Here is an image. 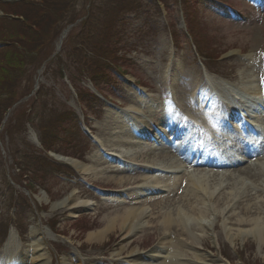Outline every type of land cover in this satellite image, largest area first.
I'll use <instances>...</instances> for the list:
<instances>
[{
	"label": "rangeland",
	"instance_id": "374dc122",
	"mask_svg": "<svg viewBox=\"0 0 264 264\" xmlns=\"http://www.w3.org/2000/svg\"><path fill=\"white\" fill-rule=\"evenodd\" d=\"M66 1L62 8L68 10L69 15L57 18L61 28L59 32L58 29L55 31L54 36L49 37L50 41L54 39L53 44L48 42V37L45 38L40 60L34 56H24L15 62L11 58V64L17 63L15 67L23 70L17 76L12 69V83L13 80L15 83L19 82L17 90L20 92L27 93L32 88V92L36 94L32 99L23 98L6 111L0 105V111L4 110L0 128V255L11 236L15 246H18L19 256L27 264H118L133 261L132 258L139 253H144L142 257L155 258L156 264H159L163 258L160 261L158 258H166L169 254V250L164 253V248L171 246L169 243H162L169 242L176 236L171 232L163 235L158 221L146 223L129 237L122 234L120 229L110 232L101 241L89 240L88 236L104 227L102 220L110 213L127 206H142L150 212L154 210L160 197L174 202L178 198V189H169L168 193L160 192L149 197L141 194L136 203L128 200L131 197L128 196L130 192H124L118 197L119 202L110 204L102 197H106V193H111L110 191L126 189L129 186L127 183L119 184L112 179L94 178L62 158L90 164L93 161L91 158L97 156L95 160H99L102 165L114 170L119 168L116 163L110 164L100 152L101 148L110 151L100 138L108 140V123L113 134L118 130L117 124L111 120L119 116L118 120L122 121V114L129 113L133 103H142L139 100L142 94L150 102L153 99L160 101L159 95L166 93L169 88L173 89L176 98L185 105L183 109L196 116L203 108L191 103L190 97L197 94L196 89L200 85L212 86V78L237 82L245 76L247 81L249 78L243 70L250 72L251 69L256 77L258 75L257 79L264 82V71L260 72V68L264 66L261 58L264 55V0L252 3V0H182V4L180 0L179 3L178 0H164V4L157 0H145V4L136 0L137 14H123L117 21L119 27L126 24L124 40L119 38L111 43L119 49L117 44L123 42L120 45L121 56L116 62L118 64L124 59V71L120 72L124 76L110 69L107 72L101 70L95 61H88L87 66L77 61L72 67L61 68V65L67 64L66 51L74 48L72 37L79 29L83 15L88 11L92 12L95 15L94 23L103 27L104 19L107 18L105 15L112 16L108 7L110 3L113 4L111 0ZM8 2H14L13 7L10 6L11 3L7 5L10 7L3 5ZM18 3L19 0H0V38L22 35L17 23L2 21L6 20L5 13L8 8L9 11L13 8L18 14L24 12L27 7H22L21 4L17 6ZM186 4L191 5L190 9ZM229 10L235 12L239 19L227 18L226 12ZM188 15L191 20H184ZM187 29L193 39L187 35ZM0 45L6 44L3 42ZM230 51H238L240 54L228 56ZM18 53L10 52L5 56H19ZM55 53L58 59L49 61L51 56L48 55ZM249 53L253 60L247 58L246 54ZM1 60L2 57L0 65ZM61 70L64 71L60 72ZM92 74L97 75L92 78ZM4 75L5 70L0 69V84L3 85L4 80L1 79ZM93 81L105 88L100 93L107 101L100 97L95 100L90 95L97 94L92 87ZM208 98L210 99V95ZM108 101L114 103V106L108 105ZM187 101L189 105H186ZM62 106L65 109L70 108L77 115L80 123L78 126L82 127L83 133H77L76 127L67 134L61 131L51 145L56 152L51 151L48 154L54 162L50 166L45 163L48 158L42 152L38 127L44 126L48 119L54 120L53 110L57 113ZM29 107L45 111L44 115L49 118L34 115L33 121L24 118L20 120L21 116H26L23 113ZM49 109L52 111L47 113ZM146 118L154 121L156 117L149 112ZM191 129L195 128L188 130ZM171 135L176 136L178 144L182 133L176 135L173 132ZM171 138L166 137L162 141L173 146ZM16 161L22 165L21 169L24 168V176L18 174L20 169H15ZM233 169L228 168L223 174L228 175L244 167ZM201 170L209 174L216 172L203 168ZM125 175L133 179L139 178L134 170L125 172ZM178 186L180 187V183ZM227 186L225 183L224 190ZM150 190L153 191L151 188ZM71 193L80 200L87 201V204L73 210L61 207L59 203ZM120 199H123V203ZM220 233L217 225L210 234L202 236L201 246L195 249L187 245L179 246V258L198 264H264V240L258 241L252 236L225 238ZM34 239L40 243L39 253L42 254L36 263L31 256L36 250ZM122 247V252L118 254ZM161 247V250H157ZM28 248L31 250L30 255L27 254ZM132 250L135 253L130 254Z\"/></svg>",
	"mask_w": 264,
	"mask_h": 264
},
{
	"label": "bare ground",
	"instance_id": "6f19581e",
	"mask_svg": "<svg viewBox=\"0 0 264 264\" xmlns=\"http://www.w3.org/2000/svg\"><path fill=\"white\" fill-rule=\"evenodd\" d=\"M233 54L239 55V52L235 53V51H230L227 53V55ZM246 56H248L247 58L249 60L253 57L250 53L246 54ZM262 58L264 60V56H262ZM261 71H264V66L260 68V72ZM243 72L249 78L247 81L245 80V76L237 82L212 78V86L200 85L197 87V90L201 92V90L204 89L202 92L206 93V95L214 92L213 95L215 96H225L228 93L248 96L256 99L252 104L262 106V104H264V82L261 83V81L257 79L258 76L256 77V74L253 73L251 69L250 72H247L245 69ZM171 81L172 78L170 79V82ZM139 97L142 103H133V105L130 106L131 114H122V121L118 120L120 118L119 116L111 120L113 123L117 124L118 130L114 134L111 132L109 123L107 124L109 138L107 141L100 138L101 142L104 143L103 145L108 147L115 156L126 158L133 163L143 162L152 167L180 169L182 167V162L173 158L165 147L162 146V150H159V153L156 154L150 151L152 150L155 152L157 147L154 148L151 147L152 145L145 143H133L131 131L135 128L144 126V123H146L138 118L140 115H137V113L151 110L150 104L147 103L148 101L142 96ZM205 98V96L197 95V102L200 106H203ZM173 99L176 102L170 101L166 103V110L171 111L175 107L180 106L175 96H173ZM166 105H168V107ZM208 110H210L211 113H208L203 119L194 117V119L202 124L195 133H207L212 128L211 126L213 123H215V125L218 122L224 123L223 119L218 118L220 114L213 113V107H208ZM142 118L145 119L144 116H142ZM157 118L166 120L164 115L158 116ZM252 118L254 123H257L256 125L263 130L262 135L259 131L252 133L246 129L253 134L248 133V137L257 145L258 139L256 140L254 135L264 141V117L262 113H256L251 119ZM129 125L131 126L130 130L128 129ZM223 130L228 129L224 128ZM242 130H244V128ZM134 148L139 149L137 150ZM196 149L197 145L195 144L188 147V154L197 152ZM262 149L264 151V146H262ZM231 151L236 153L234 148H232ZM251 152H253V150L249 151V153ZM227 153V151L220 152L219 156H224ZM207 154L208 151L204 150L203 160L209 158ZM96 157L97 156L91 158L93 161L90 164H83L73 159L62 160L72 164L76 169L90 174L94 178L112 179L119 184L125 182L127 185L133 186L134 189L129 190V192L133 196L131 199L135 201L138 200V195L141 192L144 193L149 187L173 188L174 190L178 182L181 183V186L177 192L178 198H176L174 202H168L165 200L167 198L160 197L157 199L158 202L154 205V210L150 212L147 208L142 206H127L124 209H119L110 213L102 220L104 227L91 232L88 236L89 240L101 241L107 234L115 229H120L122 234L129 237L140 227L145 226L146 223H152L153 220L158 221L162 228L163 235L171 232L176 236L175 239L173 238L169 242L162 243H170L172 248L169 247V255L159 264H198L195 261H184L182 258H179L181 256L179 255L180 252L178 250L180 249L178 247L187 245L195 249L201 246L203 237L210 234L217 225H219L220 234L225 238H236L238 236H243L245 238L247 236H252L258 239V241L264 240V157L255 159L254 164L250 163L251 165L249 164L243 170L231 172L228 175L223 173L209 174L205 171L193 170L187 171L181 178H173L160 175L154 170L146 167L145 171L148 173H142L139 178L136 179L125 175V172H127L125 168L114 170L112 167L109 168L108 166L102 165L99 160H95ZM112 174L113 176H108ZM225 183H227L228 186L224 190ZM257 189L259 191H255ZM252 190L254 192H252ZM109 196L113 198L117 195ZM85 204H87V201L80 200L79 197L75 196L73 193L67 195L65 199L59 203L61 207L68 210L76 209ZM149 218L151 220L147 221ZM165 239L167 238L165 237ZM33 242L34 248L36 249L33 253H36V255L33 254L32 257H34L33 259L36 263L42 254L39 253L41 250L40 243L36 239H34ZM9 247L12 246L10 245ZM122 250L123 247L119 250L118 254H120ZM129 253L133 254L135 250ZM132 259L134 264H155V262H148L149 260L152 261L151 259H144L140 255H136ZM37 264H45V262ZM118 264L122 263L119 262Z\"/></svg>",
	"mask_w": 264,
	"mask_h": 264
},
{
	"label": "trees",
	"instance_id": "16d2710c",
	"mask_svg": "<svg viewBox=\"0 0 264 264\" xmlns=\"http://www.w3.org/2000/svg\"><path fill=\"white\" fill-rule=\"evenodd\" d=\"M33 2L22 1V7H27L24 12L21 14L16 13L14 10V14L21 17L20 19L15 20L14 22L17 23L22 31V35L19 37L9 36L6 38H14L13 46H9L5 53L1 55V65L0 69L5 70V75L1 79L4 83L0 84V105L5 108V111L15 103H17L21 98L27 96L28 93L20 92L17 90L18 81L15 83L13 80L12 83V76L10 72L13 74L15 73L17 76L18 74L22 73L20 68L15 67L16 64H11V58L13 60H17L19 58H24V56L28 57H35L40 60L42 57V50L41 47L45 43V38L48 37V42L51 44L54 39L50 41V36L55 35V31L59 32L61 25H59V19L61 16L69 15L68 10H64L62 5L66 0H32ZM69 1V0H68ZM110 1V0H109ZM113 4H109L110 12L112 16L105 15L104 22L105 25L100 27L99 25L95 24V15L93 16L92 12H87L86 15H83V18L80 21L79 29L74 33L72 37L74 41V48L77 47L75 50L72 49L66 51V63L68 66L75 65L74 60H77L82 65H86L88 60L95 61L97 65L103 66L104 63L107 62L115 63V58L118 57L115 49L112 47L111 43L114 37H116V33L119 29V25H117L118 19L123 15L130 11L136 10L137 1L136 0H111ZM110 1V2H111ZM164 1V0H163ZM70 2V1H69ZM30 4V6H29ZM187 8L190 9V5L186 4ZM31 9V10H30ZM119 12V13H117ZM117 13L116 15H114ZM114 15V16H113ZM111 17V18H110ZM110 18V19H109ZM43 24V28H41ZM78 28V27H77ZM83 29V30H82ZM113 48V51L111 50ZM13 50V51H12ZM20 52L18 53L19 56L13 54L15 56H5L10 52ZM48 55V54H47ZM49 54L48 56H50ZM47 56V57H48ZM45 58H43L44 60ZM58 59V55L51 59L50 61ZM16 62V61H15ZM60 66V65H59ZM87 66V65H86ZM65 67L66 64L61 65V68ZM60 68V69H61ZM62 71V70H61ZM60 71V72H61ZM16 79V78H15ZM15 83V84H14ZM55 107V106H54ZM53 108V107H52ZM52 109H49L47 113H50ZM4 112L0 111V123L3 119L1 114ZM55 112L54 120L48 119L44 126H41V143L44 150L49 151L54 149L51 146L55 140V137L58 133L62 130L66 131L69 129L68 118L65 111L58 109L57 113ZM65 113L64 116H60V114ZM24 114V113H23ZM42 113H39L41 115ZM26 117L29 114H25ZM17 117V115H16ZM15 117V118H16ZM42 118H49L48 116ZM24 118L25 120L29 119L32 120V117L21 116L20 120ZM19 120V121H20ZM18 167L22 165L15 162ZM20 175H24V168L20 169L18 173Z\"/></svg>",
	"mask_w": 264,
	"mask_h": 264
}]
</instances>
